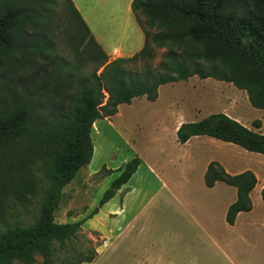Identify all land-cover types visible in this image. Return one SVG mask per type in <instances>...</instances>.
Returning a JSON list of instances; mask_svg holds the SVG:
<instances>
[{
    "label": "trees",
    "instance_id": "obj_1",
    "mask_svg": "<svg viewBox=\"0 0 264 264\" xmlns=\"http://www.w3.org/2000/svg\"><path fill=\"white\" fill-rule=\"evenodd\" d=\"M65 1L76 23L79 44L83 45L81 50L76 49L79 65L95 62L103 69L99 75L97 70L88 77L79 75V85L66 100L63 90L70 88L71 78L75 79V67L60 61L41 87L20 86L11 91L8 102H0V169L8 170L18 147L26 145L34 155L21 160L12 172L11 186L17 192L31 187V164L38 166L46 183L35 221L25 227L15 224L0 230V264L13 260L29 263L33 252L47 260L56 242L63 244L77 237L85 220L57 223L54 213L63 188L91 161L92 125L116 115L119 105H129L132 99L143 96L153 102L160 86L197 76L231 83L245 91L252 108L264 111V0H133L130 8L143 34V47L131 57L109 62L71 1ZM54 3L56 0H0V80L23 76L28 65L41 69L52 61L54 47L48 39L24 33L41 23L40 14L47 19L48 5ZM154 49H165L156 67L126 68L129 63L153 58ZM35 55H39L40 65ZM56 81L61 88L54 87ZM259 125V121L252 123L255 128ZM175 134L178 144L191 137L207 136L264 155V135L220 112L182 123ZM139 165L140 159L133 157L116 170L117 178L86 219L129 181ZM216 182L236 191V200L225 213V222L231 226L238 213L251 211L249 194L256 177L251 171L230 175L217 162H210L203 183L210 188ZM260 198L264 204V186ZM72 252L73 247L66 255ZM95 257L92 249L85 256L63 257L62 263H91Z\"/></svg>",
    "mask_w": 264,
    "mask_h": 264
},
{
    "label": "rangeland",
    "instance_id": "obj_2",
    "mask_svg": "<svg viewBox=\"0 0 264 264\" xmlns=\"http://www.w3.org/2000/svg\"><path fill=\"white\" fill-rule=\"evenodd\" d=\"M48 7L50 14L47 19L40 14L41 23L35 25L34 29L27 28L24 35H44L54 47L52 61L41 69H33L28 65L24 77L15 76L5 81L0 80V102H8L11 91L20 86L31 89L41 87L60 61L75 67V79L70 77V88H63L66 100L79 85V75L88 77L94 70H97V75L102 71L103 66L99 67L95 62L79 65L76 49L81 50L83 45L79 44L76 23L70 17L67 2L56 0V3ZM104 25L109 43L117 41L121 31L125 32V40L140 34L134 18H130L126 25L119 17L115 22ZM130 51L124 49L122 53L128 56ZM44 53L51 54L48 51ZM164 53L165 49H154L153 58L146 62L129 63L126 68H154ZM35 60L41 64L39 55H35ZM110 60L108 57L107 61ZM57 85L62 87L56 81L54 87ZM246 99L245 91L238 90L231 83L194 76L187 81L162 85L158 88V98L155 102L138 97L129 105H120L115 116L95 121L91 128L94 149L91 161L63 188L54 213V221L57 223L85 220L77 237L63 244L56 242L47 260L38 252H33L29 263L13 260L10 264H64L63 257L68 259L69 256H85L92 249L96 251L92 264H119L121 259L130 262L149 261L155 264H264V230H258L256 227L253 235L245 233L243 236L242 231L229 227L225 217L221 219L219 212H206L202 208L199 187L204 185L201 176L203 160L201 156L190 151L196 150L195 144L204 142L193 140L187 148L180 146L176 143V130L173 129L177 120V124L183 119H186L183 123L193 122L196 116L198 119L204 118L209 114L231 109L234 105L244 119L251 117L261 120V133L264 135V111L244 109ZM238 150L241 151L234 153L239 155L243 164H249L255 170L261 184L264 180V155L253 154L262 159L243 157L240 153L243 150ZM33 155V150L26 145L19 146L17 153L10 159L12 165L8 170L0 169V230L15 224L23 227L31 225L38 215L46 188L38 166H29L32 185L24 191H15L10 179L12 172L20 166L21 160ZM133 157H138L142 166L130 186L134 187L137 183V187L143 190V195L127 209L123 218L115 223V227L121 230L125 221L132 216V226L123 231L122 239L119 238L114 244L108 245L105 243L103 232L92 229L95 224L96 227L100 226L99 219L102 218L94 221L86 217L98 206L104 192L117 178L119 173L116 170ZM147 168L159 174L168 187L176 185L175 190L180 196L171 198L164 194L165 191L160 188L158 181L152 178L153 175L149 174ZM181 178L187 181L184 189H179L183 184L178 182ZM127 191L129 190L124 192ZM189 192L190 195H187ZM253 199V218L258 221L262 215L264 217V204L257 193L253 194ZM118 200H121V195ZM226 200L227 196L224 197V204ZM208 214L215 215L210 218ZM195 218H198L209 232L221 239L217 246L203 242L194 223ZM132 238L138 241L137 244H129V239ZM121 240L124 243H121ZM72 247L74 252L66 255L67 250ZM106 250L108 253L105 254Z\"/></svg>",
    "mask_w": 264,
    "mask_h": 264
},
{
    "label": "crops",
    "instance_id": "obj_3",
    "mask_svg": "<svg viewBox=\"0 0 264 264\" xmlns=\"http://www.w3.org/2000/svg\"><path fill=\"white\" fill-rule=\"evenodd\" d=\"M70 1L72 5L74 6L75 10L78 12L82 21L87 26L92 37L100 45V47L105 52V54L109 57V59L113 60L115 58L131 57L143 47L144 37L139 28H138L139 29L138 31H140V34L137 36H134L133 39L125 40V32L121 31L117 41H114L112 43L107 42V32L105 31L104 24L113 23L115 22V20H117L118 17L123 19V22L125 23V25L128 24L130 18L132 19L134 18L131 12V8H130L131 2L133 0H70ZM124 49L131 50L129 52L130 55L124 56V54L122 53V50ZM134 99H132V101ZM245 101L246 102H245L244 109H254L250 106L247 99ZM255 110L263 111L260 109H255ZM237 111H238L237 108L236 107L234 108V105H233V108L231 107V109L230 108L224 109L220 113H224L230 118L238 121L240 124L252 130L253 132L262 134L261 130L263 127V122L261 120L251 119V117L244 119L243 117H241L240 113H238L239 111L238 112ZM198 118L199 117L196 116L194 117V120L198 121L202 119V118L200 119ZM185 120L186 119H183V121L178 124H177V121H178L177 120L173 126V129L177 130V128ZM254 121H259V124H260L259 128H255L252 126L251 122H254ZM193 140L204 142V144L202 142L195 144L196 150H194L193 152L192 150L190 151L193 154H197L201 156V159L203 160V164L201 167L202 168V171H201L202 180H203V175L206 171V168L210 162H217L230 175H237L244 171H251L255 175L257 183L254 189L249 194V197L252 203L251 211L238 213L233 225L230 226L227 223L226 224L232 229H238L239 231H242L243 236H245V233H247V235H249L248 233H251L253 235L256 231V227H258V230L263 231L264 225L261 226V222H263V218H264L263 215L261 216L260 219H258V221L253 218L254 208H255V201L253 199V194L257 193V196H260V190L264 186V180L260 184L259 177L257 176L255 170L252 167H250L249 164H243L241 162L242 160L239 158V155L234 153V151H241V150H238V148L240 147L233 145L231 143H225L220 140L213 139L207 136L191 137L184 144H179V145L187 148L190 146V143ZM240 153L243 157L246 156V157L261 158L260 156L253 155V154L259 155V154L250 153L245 150H243V152H240ZM141 166H142V161L140 160L139 167L137 168L135 173L132 175V177L129 179V181L125 185H123L108 202L103 204L98 209V212L95 215H93L90 218V219H94V221L99 218H102V219H99L101 223L100 226L96 227V224H95L93 225L95 227H92V229L102 231L104 234L105 243L108 245L114 244L117 240H119V238L122 239L123 231L129 230V228L133 224V221H132L133 217L131 216L128 220L125 221V224L121 230H118V228L115 227V223H117V220L122 219L124 214H126L127 209L131 208V206L135 204L134 202H137L138 198L143 195V190H140V188L137 187V183L134 185V187L130 186L131 181L134 179L136 172ZM147 171L149 172V174L153 175L152 178L158 181L160 188L165 191L164 194H166L167 196L171 198H177L180 196L175 190L176 185H174L173 187H168L167 184L164 183L160 179V175L159 174L157 175L153 169L147 168ZM178 182H180V184L181 183L184 184V185L182 184V186L180 185L179 189L186 188L185 184L187 181L184 178H181ZM175 184H178V183H175ZM199 188H200L199 198H201L200 205L202 206V208L206 212H211L215 214L219 212V214L221 215V219L223 218V216L225 217V213H226L228 206L231 205L236 200L235 189L233 187L225 185L222 182H216L210 188L205 187V185L200 186ZM125 190H129V191L124 192ZM190 193L191 192H189L187 195H190ZM180 194L183 196V192L180 191ZM119 195H121L120 201L118 200ZM225 196H227V200L225 201V204H224L223 200ZM215 214H208V216L212 218ZM194 223L196 225L198 232H200V238L203 240V242H209L216 246L220 243L221 239L217 237L216 235H214L213 233L209 232L198 218L194 219ZM129 240H130L129 244L131 243L137 244L138 242L134 238L129 239ZM121 243H124L123 240H121ZM106 253H108V250L105 251V254ZM82 264H92V263H82ZM119 264H155V263L149 262V261L130 262V261H126L125 259H121Z\"/></svg>",
    "mask_w": 264,
    "mask_h": 264
},
{
    "label": "bare ground",
    "instance_id": "obj_4",
    "mask_svg": "<svg viewBox=\"0 0 264 264\" xmlns=\"http://www.w3.org/2000/svg\"><path fill=\"white\" fill-rule=\"evenodd\" d=\"M93 128V127H92Z\"/></svg>",
    "mask_w": 264,
    "mask_h": 264
}]
</instances>
